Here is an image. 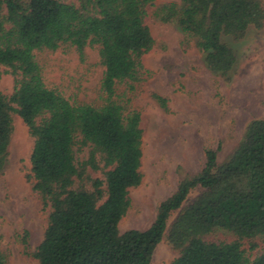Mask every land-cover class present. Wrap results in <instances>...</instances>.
<instances>
[{
  "label": "trees",
  "instance_id": "1",
  "mask_svg": "<svg viewBox=\"0 0 264 264\" xmlns=\"http://www.w3.org/2000/svg\"><path fill=\"white\" fill-rule=\"evenodd\" d=\"M154 2L0 0V65L13 75L11 93L0 91V172L16 115L33 139V190L48 208L33 253L38 264H150L165 234L177 250L169 264H264V251L251 258L240 243L256 237L264 243V117L246 125L222 163L207 147L202 169L179 181L146 229H119L129 189L143 178L141 114L128 105L148 73L143 57L155 40L146 17ZM167 9V18L195 39L207 67L222 75L236 63L230 41L242 40L250 26L264 27V0H181ZM87 47L97 49L103 67L99 104L48 87L37 59L39 52L73 49L83 60ZM154 98L166 108L163 96ZM196 187L202 191L182 206ZM216 229L236 239L207 240ZM256 247L252 241L250 250ZM0 264H9L1 254Z\"/></svg>",
  "mask_w": 264,
  "mask_h": 264
},
{
  "label": "rangeland",
  "instance_id": "2",
  "mask_svg": "<svg viewBox=\"0 0 264 264\" xmlns=\"http://www.w3.org/2000/svg\"><path fill=\"white\" fill-rule=\"evenodd\" d=\"M171 4L179 6L181 0H155L146 17L155 45L143 57L148 73L128 105L141 114L143 178L129 189L130 206L119 222L121 232L146 229L158 204L175 191L179 181L202 169L207 147L216 150L222 163L237 147L246 125L264 117V27L250 26L242 40L230 41L236 63L222 75L207 67L195 39L181 30L177 20L167 18ZM85 52L83 60L73 49L39 52L37 59L48 87L72 101L99 104L103 67L96 48L87 47ZM12 89L13 75L0 65V91L9 94ZM154 94L166 99V108ZM32 145L27 126L14 115L8 162L0 172V254L9 264H38L33 253L48 220V208L33 190L30 177ZM86 155L87 151L80 154ZM201 191L192 189L182 206ZM179 211L171 212L168 225ZM206 239L228 242L236 236L216 229ZM252 241L257 247L250 250ZM240 243L251 258L264 251L260 237ZM176 256L165 234L150 264H169Z\"/></svg>",
  "mask_w": 264,
  "mask_h": 264
}]
</instances>
